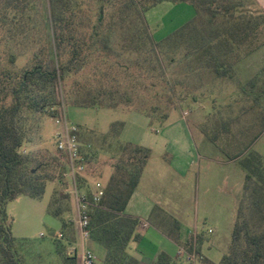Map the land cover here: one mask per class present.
<instances>
[{"label": "rangeland", "instance_id": "374dc122", "mask_svg": "<svg viewBox=\"0 0 264 264\" xmlns=\"http://www.w3.org/2000/svg\"><path fill=\"white\" fill-rule=\"evenodd\" d=\"M33 1L35 5L24 18L23 35L17 33L18 37L11 39L0 31V63L9 65L13 59V67L19 73L39 64L47 70L62 67L69 59L66 52L59 63L56 58L51 59L50 33L46 28L49 3L47 0ZM214 2L218 11L211 21L213 24H209L212 12L207 13L201 8L200 22H197V31L204 33L208 43L204 42L208 45L217 44L222 37H212L213 33H222L229 26L225 24L224 14L262 15L248 9V0ZM234 4L239 7L234 11L231 8L225 10V6L229 8ZM143 16L152 41L162 45L156 50V59L145 62L144 57L127 58L120 54L117 44L121 33L104 26L98 31L93 49L100 56H109L111 61L130 67L128 86L124 92L103 95V107H83L79 94L86 95V84L97 82L103 70L101 60L96 59L86 69L77 66L59 88L58 100L62 108L58 117L65 114L67 121L79 128L84 150L89 147L88 151L94 156L90 159V172L102 174L101 179L95 180L102 184L108 180L103 165L110 163L106 149L113 144L107 134L113 124L124 123L120 142L136 144L150 151L141 191L158 205L153 210V217L162 214L171 223H182L184 233L201 235L205 242L203 254L219 263L228 252L245 186L244 169L238 161L230 159L248 142L245 135L257 134L260 112H264L258 78L264 72V22L247 42L233 43V48L225 55L213 50L216 60L224 63L220 66L226 74L220 77L209 65L210 55L204 62L198 61L203 43H199L197 34L188 38V49L181 46L173 50L165 43L168 37L197 18L194 6L163 2ZM87 32L90 34V30ZM96 65L99 68L95 76L92 69ZM148 68L152 71L148 72ZM101 94L98 88L93 95ZM256 97H260L259 100ZM120 99L127 102L117 108L107 107ZM24 124L26 139L22 151L57 153L58 126L54 116L28 113ZM248 153H257L264 159V131L249 147ZM95 181L90 182L92 189ZM6 214L13 251L21 264H63L56 242H61L67 251L79 250L75 230L76 204L68 179L63 178L62 184L48 183L41 200L21 196L9 202ZM86 248L95 253L97 264H100L104 250L93 248L89 241ZM79 261L78 256V264Z\"/></svg>", "mask_w": 264, "mask_h": 264}, {"label": "trees", "instance_id": "16d2710c", "mask_svg": "<svg viewBox=\"0 0 264 264\" xmlns=\"http://www.w3.org/2000/svg\"><path fill=\"white\" fill-rule=\"evenodd\" d=\"M47 1L50 8L46 24L50 33L49 55L52 60L56 58L59 63L60 57L66 52L69 55L67 64L51 70L39 64L31 70L19 73L13 67V59L9 65L0 63V264H21L13 251V239L6 214L8 203L21 196L41 200L47 184L50 182L62 184L66 172L63 156L58 151L56 154H51L47 150L40 153L22 151L26 139L24 124L26 114L57 116V111L53 109L61 105L58 92L65 83L66 76L77 66L86 69L93 59L101 60L103 73L99 75L97 82L86 84L88 88L86 95L79 94V102L84 105L83 107H103L104 101L101 98L103 95L124 92V88L128 86L126 82L130 79L128 74L130 67L111 61L109 56H100L93 49V42L98 39L100 29L108 26L110 30L121 33L117 44L120 54L127 58L144 57L145 62L148 59L153 61L156 59V50L162 48V45L152 41L144 13L163 2L189 3L196 8L197 18L168 37L165 43L173 50H178L181 46L188 49V38L194 33L197 34L199 43H203L197 56L198 61L204 62L205 57L210 55L212 59L209 65L221 77L226 74L220 66L224 63L216 60L217 56L212 53L213 50L225 55L233 48V43L242 45L247 42L264 22L263 13L257 15L258 17L243 14L235 16L234 12L230 16L224 14V18L227 19L225 24L229 26L222 33H213L212 37L219 35L222 37L217 44L208 45L204 42L207 39L204 33L197 31L199 29L197 22H200L198 17L200 8L207 13L212 12L209 24L216 18L218 7H214V0ZM33 5H35L33 0H0V31L11 39L17 38V33L23 35L24 18ZM237 7L239 6L235 4L229 8L225 6V10L231 8L234 11ZM204 28L201 27L205 30ZM98 68L99 65H96L92 69L95 76ZM148 69V72L152 71ZM258 78L262 89L260 96L264 99V72ZM151 87L154 88L153 84ZM98 88L102 94L95 97L93 94ZM77 91L80 93L79 89ZM123 100L120 99L119 102L116 101L107 107L117 108L127 102ZM260 123L257 134L250 137L245 135L244 139L248 142L244 143L243 149L230 159L240 163L246 176L244 195L236 213L231 243L222 260L214 263L201 255L199 245L202 237L199 236L191 238L183 245L185 250L183 257L171 258L161 253L151 264H195L189 259V255L192 254L197 255L198 264H264V159L257 153L246 154L264 131V112H260ZM124 127V123H115L107 134V138H110L113 144L108 145L106 149L110 163L104 164L103 167L109 166L112 173L103 184L104 195L100 203L89 210V242L93 248L99 247L105 252L100 264H141L130 254L131 243L141 240L137 233L140 221L127 216L126 209L139 186L150 158V151L136 144L121 143L120 137ZM84 153L90 167V159L94 156L88 149ZM89 167L86 177L79 179V188L86 189L88 196H91L88 184L101 179L102 174L90 172ZM65 226L66 223L63 224V229ZM72 226L74 228V224ZM74 239L73 232L72 240ZM55 245L63 264H78L77 249L67 251L61 242H56Z\"/></svg>", "mask_w": 264, "mask_h": 264}, {"label": "crops", "instance_id": "0c3cea01", "mask_svg": "<svg viewBox=\"0 0 264 264\" xmlns=\"http://www.w3.org/2000/svg\"><path fill=\"white\" fill-rule=\"evenodd\" d=\"M248 2H250V8L248 9L264 14V0H248ZM250 15L255 16L253 13H250ZM148 164L145 167L139 186L126 209L127 216L140 221L137 233L141 236V240L137 243H131L130 254L138 259L141 264H151L161 253H165L171 258L183 257L185 255L183 245L191 238L201 236L196 232L190 234L184 233L182 223H171L162 214L153 217V210L158 205L147 198L145 191H141L145 182ZM171 165L172 162L170 167ZM104 169L105 174L109 177L112 169L109 166H106ZM151 184H154V181H151ZM143 224H147L148 227H143ZM204 244L205 242L202 239L199 249L201 255L207 258L202 251Z\"/></svg>", "mask_w": 264, "mask_h": 264}, {"label": "built area", "instance_id": "2783aa9c", "mask_svg": "<svg viewBox=\"0 0 264 264\" xmlns=\"http://www.w3.org/2000/svg\"><path fill=\"white\" fill-rule=\"evenodd\" d=\"M62 106L59 105L54 111L61 112ZM55 125L58 126L56 133V150L63 156L66 172L64 179H68L72 187V195L76 204L77 219L75 220V230L78 237V251L81 264H97L95 254L86 248V242L90 241L89 232V210L93 206H97L103 195L104 185L101 182H95L93 189L91 184L88 188L91 196H88L86 189L79 188V179L86 177L89 163L85 157V150L79 139V128L70 124L65 114L63 116H54ZM89 148V147H87ZM86 148V149H87ZM147 228V224H143ZM189 259L196 263L198 257L196 254L189 255Z\"/></svg>", "mask_w": 264, "mask_h": 264}]
</instances>
